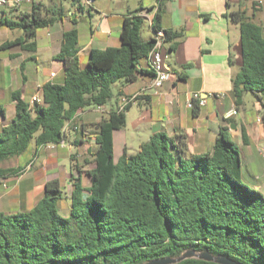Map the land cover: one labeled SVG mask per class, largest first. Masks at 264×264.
Segmentation results:
<instances>
[{"label":"trees","instance_id":"trees-1","mask_svg":"<svg viewBox=\"0 0 264 264\" xmlns=\"http://www.w3.org/2000/svg\"><path fill=\"white\" fill-rule=\"evenodd\" d=\"M72 1L81 9L79 0ZM42 8L33 5L30 14L17 20L0 18V25L23 31V36L0 44V52L15 45L23 51L36 49V31L60 16H49ZM229 17L240 34L238 72L231 88L234 104L241 107L244 95L251 93L264 108V28L244 11ZM143 23L139 9L130 12L123 18L120 45L91 49L84 68L77 57L76 30L64 32L56 56L63 63L62 82L44 83L42 103L32 106L19 91L12 92L14 117L8 122L0 106V164L23 154L32 140L36 149L59 144L64 123L80 111L104 106L113 96V84L133 83L144 74L152 78L141 63L155 41L141 38ZM159 23L155 14L153 33L160 30ZM164 35L173 52L181 34ZM130 107L81 125L83 132L94 130L91 168L85 171L90 185L84 188L81 176L75 179L67 217L56 209L57 178L45 184L43 197L28 212L0 213V264H143L179 257L190 249L239 264H264V196L242 181L239 148L228 129L221 128L212 150L203 154L188 152L184 134L154 133L135 154L124 151L114 163L112 133L125 127ZM75 135L76 144L84 142ZM241 137L246 144L243 130ZM19 171L0 167V179ZM84 192L87 196L81 198ZM179 264L214 263L189 259Z\"/></svg>","mask_w":264,"mask_h":264},{"label":"crops","instance_id":"crops-1","mask_svg":"<svg viewBox=\"0 0 264 264\" xmlns=\"http://www.w3.org/2000/svg\"><path fill=\"white\" fill-rule=\"evenodd\" d=\"M58 3V0H49V4L45 5L44 0L40 4L43 6V12L49 16L55 14V17H57L60 15L58 16L59 20L50 26L57 29L60 38L49 42L50 47H40L35 36L36 49L34 51H23L19 45L10 48L11 52L8 54L10 62L19 57L22 58V62L18 67L22 88L21 90L10 91L9 98L12 92L19 91L22 99L30 104V98L38 89L42 88L44 83L59 84L62 82L63 63L57 60L56 56L60 51L64 32L71 29L76 30L77 57L81 67L84 68L91 49H105L120 45L119 35L123 18L128 16L130 12L140 10V15L144 17V22H147L152 32L148 39L154 37L150 23H152L155 14H159L161 31H172L181 34L180 38L176 40L177 46L173 52L169 51L168 44H165V65L169 69V79L160 89L150 88L151 78L145 74L139 75L133 83L117 82L113 84L120 86L115 97L116 104L120 95L127 97L138 95L135 103L139 107L145 105L152 108L154 104L157 107H162V111L158 112L159 117L151 121L152 134L164 132L170 137L184 134L190 154L210 152L218 131L226 127L232 141L239 148L242 181L264 196V164L262 163L264 161L258 153V148L264 145V125L262 122L264 108L257 112L256 120L249 123L242 113L243 105L237 108L234 104L231 88L232 79L238 72L240 34L238 24L232 22L229 17L231 12L244 11L246 16L254 23L264 28V0H214L212 2L205 0H103L102 3H100V0H95L89 8L83 7L79 3L81 9L77 4H74L79 14L89 19L90 39L82 46H79V29L76 19L70 20ZM33 5H38V3L35 0H27L17 6L6 7L8 9L3 8L0 11V18L5 16L10 19L7 14L12 13L13 10L17 11V14L13 17L30 14ZM66 21L71 22L72 28L64 26ZM93 21L94 25H92ZM47 36H49V33H47ZM118 42L119 45H117ZM49 49L54 51L53 63L56 65L53 66L50 74L55 73V76H49L44 81L29 80L24 72L26 61L32 59L41 50ZM84 58L87 59L83 60ZM230 59L234 61L233 65H230ZM141 66L144 70H149L147 60L143 61ZM128 89L130 91H126ZM193 93L199 94L200 99L204 100L203 106H199L195 102L193 108L187 107V98ZM217 93L223 96L221 98L211 96ZM12 106L14 109L13 102ZM101 108L102 112L94 110L99 113L98 117L83 120L81 116V123H96L105 118V114L107 116L110 111L116 110V107L109 110H105L104 106ZM192 110L196 111L195 114L192 113ZM232 111H236L237 114L227 116ZM232 125H234V128ZM121 130L112 133L114 163L122 157L127 148L123 138L119 137ZM242 130L246 135V144L242 141ZM75 137L74 134V144H76ZM85 144H89L88 148L90 147L93 151L95 149L94 136L90 135L88 142L79 143L83 150L87 147ZM56 148L58 147L52 149L38 148L40 152H44V155H46L45 162H48L44 166V173L47 176L43 183L35 182V180H31L33 184L30 185H28L29 181H26L27 184L25 181L24 183L23 180L32 167L25 171L18 160L8 167L0 166L3 169L20 170L0 179V186L3 188V192H0V213L28 212L43 197L45 184L51 180L49 176H52L53 180L59 175L60 155L56 152ZM28 166L31 165H27L26 168ZM8 178H14V182L9 186L5 184ZM27 185L33 195L34 202L32 203L28 202L25 197ZM17 189L20 191L15 192ZM11 206H14V210H11Z\"/></svg>","mask_w":264,"mask_h":264},{"label":"rangeland","instance_id":"rangeland-1","mask_svg":"<svg viewBox=\"0 0 264 264\" xmlns=\"http://www.w3.org/2000/svg\"><path fill=\"white\" fill-rule=\"evenodd\" d=\"M58 2L59 6H62L64 14L70 20L76 19V24L79 29V46L84 45L90 39L89 19L79 14L77 7L74 6L72 0H58ZM102 2L103 0H100V3ZM48 4L49 0H45V5ZM92 4H94V2ZM15 14H17V11L13 10L12 13H8L7 15L10 19L17 20L19 17H13ZM92 25H94V21L92 22ZM64 26L66 28H72V24L69 21H66ZM47 33H49V36H47ZM151 33L152 32L148 27L147 22H144L141 29V38L143 40H147ZM19 36H23L22 30H11L0 25V43L6 40H14ZM36 38V41L40 47H50L49 42L53 40L56 41L58 38H60V35L57 34L56 28L50 27L38 29L36 31ZM117 45H119V42L117 43ZM10 52V49L0 52V106L5 110L6 113L4 122L10 121L14 117V109L9 98V92L12 90H21L22 88L20 70L18 68L19 64L22 62V58L19 57L13 62H10V60H8V54ZM86 59L87 58H84L83 60ZM53 60L54 51H52V49L41 50L39 53L35 54L32 59H28L25 63L24 70L25 74L28 76V79L31 81H44L48 79L51 70H53V66L56 65L55 63H53ZM119 87L120 86L118 85L111 86L113 96L104 105L105 110L116 107L115 97ZM126 91H130V89ZM262 103L264 104V97ZM262 108V104L257 101L253 94L246 93L244 95L242 113L244 114L247 122H254L256 120L257 112ZM162 109V107H157L155 106V104L152 108H149V106L145 105L139 107L136 103H134L126 112V125L120 131L119 137L123 138L124 143L127 147L126 152L128 155L135 154L138 151L140 144L146 142L149 139L150 135L152 134L151 121L156 120L159 117L158 112L162 111ZM94 110L95 109L93 107L87 109L82 114L83 120H87L88 118H93L95 116L98 117L99 113H96ZM150 113H152V115H150ZM90 135H94V130H92L90 134L88 131L85 139L86 142L89 141ZM65 142L66 145L63 148L60 146L56 148V152L60 155L59 175L56 177L60 183V199L58 200L56 209L61 217H67L69 215L71 208V193L73 191L75 179L78 178V176H81V185L84 188H87L90 185V180L85 175V171L91 167L90 152H92L90 147L88 148L89 144H85L87 146L85 150H83V147L81 145L74 144V133H72L71 131L67 133ZM71 154H73L72 157L70 156ZM45 158L46 155H44V152H40L38 149H36L34 140H32L29 143L27 150L23 154L16 158L6 160L5 162L1 163L0 166L8 167L11 166L16 160H18L19 164L25 168L23 170L26 171V166L31 165L30 168L32 167V169L30 170V172L28 171L29 173L27 172L28 174L27 176H25L23 182L29 181L30 183L28 185L33 184V182L31 183V180L43 183L46 180L47 176L44 173V166L48 164V162H45ZM262 163L264 164V162ZM50 178L52 180L53 177L49 176V179ZM13 182L14 178H8L6 179L5 184L9 186ZM28 185L25 188V197L28 202L32 203L34 202V199L32 198L33 195ZM18 191L20 190L17 189V191L15 192ZM0 192H3V188H1V186ZM86 196L87 193L84 192L82 193L81 198H85ZM11 207V210H14V206Z\"/></svg>","mask_w":264,"mask_h":264},{"label":"built area","instance_id":"built-area-1","mask_svg":"<svg viewBox=\"0 0 264 264\" xmlns=\"http://www.w3.org/2000/svg\"><path fill=\"white\" fill-rule=\"evenodd\" d=\"M27 0H0V11L3 8L9 7V6H17L23 2H25ZM38 4L42 3L44 0H35ZM95 0H79V3L81 6L83 7H87L89 8L92 3ZM208 2H212L214 0H205ZM152 25V23H150V26ZM164 32L161 30H158L154 33V45L152 47V49L150 50V52L147 55V63H148V67L149 69L152 71L153 76L150 80V88L153 89H160L162 88V86L164 85L165 82L168 81L169 79V69L166 67L165 65V59H166V50H165V43H164ZM51 77L55 76V73H51L50 74ZM212 97L215 98H221L223 95L220 93H217L215 95H211ZM138 95H134L132 97H127L124 95H120L117 98V104H116V112L120 113L123 112L128 106L132 105L135 103L136 99H137ZM197 102V104L199 106H203L204 105V100H201L199 97V94L197 93H193L191 95L188 96L187 101H186V105L188 108H193L194 107V103ZM35 103L37 104H41L42 103V88L38 89L36 91V93L30 98V105H34ZM102 106H98L95 107L94 109L97 112H102ZM84 111H80L78 112L73 119L66 121L64 123L62 132L64 134V139L59 143V144H47L43 147L46 148H55V147H64L66 145V134L68 132H72L74 134H80L82 137V140L85 141L86 139V135L88 134L86 131H81V116L82 114L85 112ZM237 112L236 111H232L230 112L227 116H232V115H236ZM90 144V143H89ZM258 153L261 157V159L264 161V145H261L258 148ZM30 168V166L27 167V170Z\"/></svg>","mask_w":264,"mask_h":264},{"label":"water","instance_id":"water-1","mask_svg":"<svg viewBox=\"0 0 264 264\" xmlns=\"http://www.w3.org/2000/svg\"><path fill=\"white\" fill-rule=\"evenodd\" d=\"M234 128V125H232ZM195 259L214 264H239L225 256H213L207 251L196 252L195 250H186L179 257H162L147 261L143 264H179L185 260Z\"/></svg>","mask_w":264,"mask_h":264}]
</instances>
